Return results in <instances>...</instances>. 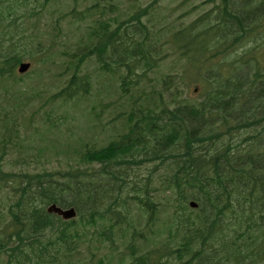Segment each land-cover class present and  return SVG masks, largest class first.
<instances>
[{
	"label": "trees",
	"instance_id": "16d2710c",
	"mask_svg": "<svg viewBox=\"0 0 264 264\" xmlns=\"http://www.w3.org/2000/svg\"><path fill=\"white\" fill-rule=\"evenodd\" d=\"M54 1L0 0V89L16 109L0 107V264H85L84 248L112 249L127 237L116 264H264V0H183L186 11L162 12V26L151 23L158 0H104L109 7L83 11L74 0L62 14L87 26L73 49L60 43L62 27L40 35L27 24ZM173 51L186 67L148 92ZM24 61L40 78L64 68L51 97L62 105L89 97L94 79L84 67L92 62L96 80L116 81L122 109L103 123L91 106V135L77 144H52L47 134L62 120L45 119L41 135L53 148L36 152L17 118L29 106L14 93ZM13 155L22 169L8 172ZM51 155L67 169L40 170ZM51 204L74 207L77 218L49 214Z\"/></svg>",
	"mask_w": 264,
	"mask_h": 264
},
{
	"label": "rangeland",
	"instance_id": "374dc122",
	"mask_svg": "<svg viewBox=\"0 0 264 264\" xmlns=\"http://www.w3.org/2000/svg\"><path fill=\"white\" fill-rule=\"evenodd\" d=\"M119 1V0H117ZM154 0H138L136 3L140 4V6H145L149 2ZM183 0H158V10L160 14L157 18H153L151 23L156 25L162 26L166 23L163 17V13L168 17V19L173 15V18H177L178 16L182 15L185 12V8H180L179 4L182 3ZM101 2L104 3L105 6L109 7L110 3H113L111 0L110 3L106 4L104 0H78L76 8L78 11H83L87 7H91L92 4ZM195 4L201 3L199 0L194 1ZM119 5V4H118ZM75 7L74 0H56L49 4L46 8V11L32 20V23H28V26L31 27L32 31L34 29V33L38 32L39 30L43 31H50L53 34L58 35L59 27H62V32L58 36L59 41L61 44L65 45V47L73 49L80 41L81 37L83 36V32H85L86 24L80 23H71V20H68L63 16V12L70 10L71 8ZM179 8V10H178ZM104 9L102 8L101 11ZM128 10V7L123 6L122 11ZM107 12V16L111 14L109 9L105 10ZM163 12V13H162ZM114 14H111V16ZM97 14L94 16L96 17ZM189 15L184 20L187 23L195 17V15ZM92 20V19H90ZM36 23V27H35ZM170 23V21H168ZM56 27L57 30L52 29ZM53 35H47V40H49ZM166 51V50H165ZM175 52H171L170 56L161 63V69L156 73L151 74V82H146V90L150 92V85L151 83L157 82L162 74L167 73H180L182 72L183 68L186 67L185 61H181L179 64L177 57L174 55ZM38 69H43L44 67L41 65H37ZM36 72L37 69H35ZM64 70L61 69L60 66H51L50 73H44V77L40 78L38 74L35 72L32 75L22 77L23 80L16 86L14 89V93L20 95L18 91L23 92V100L29 99V106L24 111V116L22 115L19 119V123L22 125L21 130L24 129L29 133V136L33 140L35 138V145L36 152L42 148L49 146V149L53 148V143L57 140L64 145L66 143H78L81 138L86 136H90V128L93 122H90L91 116L94 115V112L91 106L96 105L97 111L101 114V121L105 123L107 120H110L113 117V112H119L122 109V104L119 101V89L116 88V81L114 79H109L106 85H108L109 89H102L104 84H101V80H96L98 69L92 62L86 64L84 70L87 71L94 79V84L92 86L91 92L89 97L84 102L76 103L72 102L68 105H62L60 101L54 102L51 97L54 94L53 91L55 89V84L57 83V79L55 78L54 74H59ZM71 72L64 73L59 79L65 80L71 76ZM150 89V90H149ZM194 89V87H191ZM100 91V97L98 96L97 92ZM36 94L35 97L32 99L31 96ZM4 95V90L0 89V98ZM189 98L197 99L199 98L198 94L191 92L188 94ZM11 96L8 99L3 100L4 105L7 107L11 104ZM102 105V107H100ZM56 112V113H55ZM68 117V118H67ZM61 118L62 120L61 125L59 126V130L56 133H49V139L52 140V144L48 141L45 143V140L42 138L43 128L42 124H44L45 119H57ZM67 118V120H66ZM26 121H31V126H26ZM76 143V144H77ZM27 145V141L25 142ZM16 155L7 157L3 164L5 165L6 171L13 172L16 171V168L22 169V166L17 164L16 165ZM63 157L60 156H52L47 158L49 161L47 164L43 166L45 159L40 160L39 169L41 170L42 167H46L49 169H65L67 168V160L62 159ZM34 165V164H33ZM34 166H32V169ZM18 171V170H17ZM142 179L146 176V169L143 167L140 169ZM115 242V241H114ZM130 243V238L127 237L125 239L117 240L113 248H108V244L98 245L97 248L90 249L91 253L88 249L84 248L82 252V256L87 259L85 264H110L113 260L112 264H116V261L121 257H126L128 254L127 245Z\"/></svg>",
	"mask_w": 264,
	"mask_h": 264
},
{
	"label": "water",
	"instance_id": "95a60500",
	"mask_svg": "<svg viewBox=\"0 0 264 264\" xmlns=\"http://www.w3.org/2000/svg\"><path fill=\"white\" fill-rule=\"evenodd\" d=\"M28 68H29V65H22L20 72H25ZM191 207L195 208L196 204L191 203ZM49 212H56L57 214L63 216L66 219H70L75 216L74 210L71 209V210L63 211V210L56 208L55 206L50 207Z\"/></svg>",
	"mask_w": 264,
	"mask_h": 264
},
{
	"label": "bare ground",
	"instance_id": "6f19581e",
	"mask_svg": "<svg viewBox=\"0 0 264 264\" xmlns=\"http://www.w3.org/2000/svg\"><path fill=\"white\" fill-rule=\"evenodd\" d=\"M110 41V40H109ZM138 46V45H137ZM262 94V93H261ZM227 117V116H226ZM167 148V147H166Z\"/></svg>",
	"mask_w": 264,
	"mask_h": 264
}]
</instances>
